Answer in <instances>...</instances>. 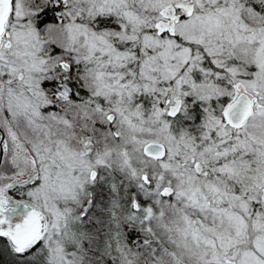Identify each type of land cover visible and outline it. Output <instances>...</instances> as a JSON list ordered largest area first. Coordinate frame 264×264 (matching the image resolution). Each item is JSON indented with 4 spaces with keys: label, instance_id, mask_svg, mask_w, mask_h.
I'll return each instance as SVG.
<instances>
[{
    "label": "snow or ice",
    "instance_id": "obj_1",
    "mask_svg": "<svg viewBox=\"0 0 264 264\" xmlns=\"http://www.w3.org/2000/svg\"><path fill=\"white\" fill-rule=\"evenodd\" d=\"M0 264H264V0H0Z\"/></svg>",
    "mask_w": 264,
    "mask_h": 264
}]
</instances>
